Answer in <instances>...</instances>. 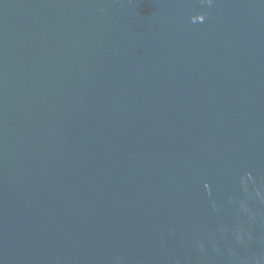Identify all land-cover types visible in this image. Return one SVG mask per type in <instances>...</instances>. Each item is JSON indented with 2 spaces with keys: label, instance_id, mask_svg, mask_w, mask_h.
Listing matches in <instances>:
<instances>
[{
  "label": "water",
  "instance_id": "water-1",
  "mask_svg": "<svg viewBox=\"0 0 264 264\" xmlns=\"http://www.w3.org/2000/svg\"><path fill=\"white\" fill-rule=\"evenodd\" d=\"M0 264H264V0H0Z\"/></svg>",
  "mask_w": 264,
  "mask_h": 264
},
{
  "label": "clouds",
  "instance_id": "clouds-1",
  "mask_svg": "<svg viewBox=\"0 0 264 264\" xmlns=\"http://www.w3.org/2000/svg\"><path fill=\"white\" fill-rule=\"evenodd\" d=\"M208 3L210 4L211 3V0H208Z\"/></svg>",
  "mask_w": 264,
  "mask_h": 264
}]
</instances>
